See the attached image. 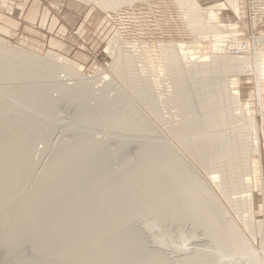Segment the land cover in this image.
I'll list each match as a JSON object with an SVG mask.
<instances>
[{"label":"bare ground","instance_id":"1","mask_svg":"<svg viewBox=\"0 0 264 264\" xmlns=\"http://www.w3.org/2000/svg\"><path fill=\"white\" fill-rule=\"evenodd\" d=\"M82 1L110 11L135 0ZM227 1L240 17V0ZM178 2L191 29H203L214 50L197 57L185 42L159 46L163 64L157 68L168 72L172 84L164 94L174 99L180 118L167 129L180 148L157 138L141 107L166 120L160 111L164 95L136 71L138 60L148 64L151 57L122 45L119 32L104 51L122 85L99 68L96 77L110 80L100 88L81 78L83 64L50 50L39 55L0 36V81L11 82L0 85V264H225L226 256L233 264H260L244 227L212 184L235 214L249 211L248 195L230 196L250 185L245 177L258 162L250 161V153L260 151L259 132L241 102L239 79L227 75L252 74L259 83L264 62L247 55L256 45L241 38L245 31L237 22L223 24L221 12L228 6ZM233 46L242 52L234 53ZM155 81L161 83L160 77ZM62 99L74 106L73 127L67 125L75 134L71 141L60 136L39 172L36 154L44 149L38 145H51ZM94 131L126 139L115 137L120 144L113 148ZM132 138L144 139L136 141L135 158L128 153ZM256 222L245 225L264 247V222ZM200 236L202 243L195 244Z\"/></svg>","mask_w":264,"mask_h":264},{"label":"rangeland","instance_id":"2","mask_svg":"<svg viewBox=\"0 0 264 264\" xmlns=\"http://www.w3.org/2000/svg\"><path fill=\"white\" fill-rule=\"evenodd\" d=\"M203 1H205V3H204L205 5L212 6L213 4H217V2H219L220 4L226 5L229 7V3L227 0H203ZM78 2L79 3H85L86 5L89 4L87 6L89 11L86 9H85L86 11H83V9L81 7L80 9L78 8L77 11L73 12V14H75V19L72 22H65L67 24V36H65V38L63 39L62 42L61 41L60 42L43 41V38H46L45 36H47V34L49 32H51L52 30H54V33H57L58 31H60V28L55 27V24L59 23V22H53L54 27H51V25L45 26L44 22H38L40 25L38 26L37 29H35L36 31H32L34 29L26 28V26H24L23 30H25V31L23 33H25V35L27 37L24 39L25 40L24 42L14 41L12 39H9V38L3 37V36H1V37L9 40V42L13 45L25 48V49H27L31 52H35L39 55H45L50 50V51H54V52L59 53L60 55L65 56L66 59L74 60L78 63L83 64L84 70L82 71L83 75L81 78H84V75H85V79L88 80L90 85H93V86L95 85L94 86L95 88H100L103 85H106V83L109 82L110 80H114V79H115L114 81H117L118 84L122 85L121 81L119 80L117 75L115 73H113V71L111 72V69H109L110 68L109 66L112 63V59L104 51V49L106 48V46L108 45L109 41L114 36V34L119 32L122 45H124L128 48L129 47L131 48L133 46L135 53H137V51H138V54H140L142 52V53H146L147 55H149L151 57L150 60H152L151 61L152 63H150L148 60V62H149L148 64H146L145 62L143 63V61L138 60L139 62H136V63H138V64H136L137 65L136 71L137 72H138V70L140 71V72H138V74H140V76H142V77L146 76L147 78H149L150 82L152 81L150 84L152 87H154V89H156V92L162 96L164 95L163 96L164 100L163 99L160 100V102H161L160 108L161 109L160 108L159 109H160V111H162L161 113L164 116V119H166V120L162 119L163 121H157L156 115L154 113H151L143 105H141V107L143 108V110L145 112V116L149 120H151L153 122V124L155 125V127L158 131V132L156 131L157 132L156 134H158V136H159V137L157 136V138H159L160 141H163L165 139L167 141L170 140L172 143H174V145L176 147H179V144L177 143V141L174 139L173 140L171 139L172 137L169 134L168 129H167L171 124L177 123L176 121H178V120H176V119H180V118L177 114L178 109L176 107H174V102H175L174 99H172L167 94L165 97V94H164V93L172 90V86H171L172 84H171V82H169V81H171V79H170L171 76L169 74H167L168 72L166 70H164L166 72L161 74V71H163V70L158 69L159 67L162 69L161 65L163 64L162 58L160 55V51L158 49H159L161 42H164V41H166V42L167 41L185 42V43H187V45L190 47L191 50L195 51L196 53L198 52L196 54V56L197 55H200V56L210 55L211 53H213L214 50L212 48L211 41H209L210 38L208 39L209 36H206L204 33L201 34V30L203 31V29H199L200 32H196L197 30L195 31V30L191 29V24L189 22H187V18L184 15L185 13L182 11V9L180 7L181 5L179 4L178 0H147V1L146 0H138V1L135 0L131 4H128V5L125 4L116 10H110V11H105L93 3H87V2L82 1V0H78ZM240 6H241L240 17H238L230 7L226 10L225 9L222 10L221 16H222V19L224 21L223 24L229 25V24H235V22H237L245 31V34L242 35L241 38L246 39L249 43H251L252 46H253V43L256 45L255 47L253 46L251 48V50L247 53V55L252 54V56L250 58H252L253 60H254V58H256L258 63L264 62V45H263L264 44V41H263V39H264V14L262 15V20L257 22L251 18V15H253V13L256 11V9L255 8L252 9V8L247 7V0H240ZM79 10H82V11H79ZM259 14L261 15V12H259ZM81 15H83V18L88 17V18H90V20H95L96 22H75L78 20V17H82ZM104 19L107 20L108 22H101V20H104ZM194 33H195V36H194ZM196 34H197V36H196ZM35 36H37V37H35ZM196 37H198L200 39H198ZM32 38L37 39V40H32ZM259 39H261V41ZM152 49H154L156 51H154ZM141 63H143L145 65H143ZM147 65H148V67H147ZM155 67H156V69H155ZM99 68L104 69L106 74L109 73L110 76H108L107 78H109L110 80L109 79H106V80L101 79V78H103V76L101 74H100L101 78H100V76H98L99 74L96 77L95 72ZM145 69H149V70H145ZM145 71H147V72L149 71V73H146ZM148 74L151 77H148L147 76ZM62 75H63V73H62ZM166 75H168V76H166ZM86 76H87V78H86ZM227 76H228L227 80H232L233 78L239 79V81H240L239 89L241 91V102L244 105L246 111H249V115L256 118L257 129L259 132L258 133V135H259L258 139L260 141V151L259 152H253V151L251 152L250 151L251 153L249 152L250 153V161L253 162L254 160L256 161V159H257L258 162L256 163V165L254 163L253 164L251 163V165H253V167L255 169L251 167L252 170L250 169V171H251V172L249 171L250 174L245 177L246 179L249 178L248 182L250 183L249 186H251V187H249V186L248 187H249V189L250 188L251 189L248 190V187H247L246 192H244V193H242V192L232 193L230 196V198H237V197H240V195L241 196L242 195H244V196L248 195L247 200H248V203H250L249 204L250 205L249 211L243 212L244 213L243 216H242V213L241 214H238V213L235 214V212H234L235 210L233 211L231 203H228L229 201L224 195L222 196L221 190L218 189L213 184H212V187H213V190L215 191L216 195L218 196L220 202L227 209L229 215H231L235 219V221L237 222L239 227H241L242 229L244 227L243 230H244L245 234L247 235L248 239L250 240L252 246L254 247V250L256 249L257 253L259 254L258 257L260 260V264H264V255H263L264 252H262L263 249L261 250V248H264L263 242H262V237L261 236L258 238L255 237V239H254V236L252 234H250L252 232L251 227L249 229V227H247L245 225L246 221H250L251 224H255L256 221L257 222H264V79L259 81V83H258L256 81L255 75H252V74H242L241 73V74L236 75V74L230 73ZM158 77H160V79H161V83L159 82L160 84L159 83L157 84V82L155 81L156 79H158ZM185 77L187 78V76H185ZM185 77H183V78L185 79ZM63 78H64L65 82L68 84H71L74 82V80L71 81L72 79H70V77L67 78L66 76L65 77L60 76V79L62 81H64ZM88 78H90V79H88ZM154 78H156V79H154ZM69 81H71V82H69ZM95 81L97 82V84L99 83L98 84L99 86L96 84ZM93 82H95V84ZM185 82L189 83L185 79L184 85H186ZM0 83H1L0 85H3V86H8L9 84H11L10 81L9 82L7 81V83H6V80H2V81H0ZM4 83H5V85H4ZM102 83H104V84H102ZM164 84H165V86H164ZM259 84H261V85H259ZM155 85H157V86L159 85L161 87H157V86L155 87ZM259 86H261V88L263 89L260 91L261 92L260 95L258 93V91H259L258 87ZM127 87L128 86H125V88L128 90ZM166 88H168L167 90H169V91H166ZM161 90L162 91L164 90L165 92L161 93L162 92ZM110 92H109L110 96L113 97L115 92L114 91L112 92V90H110ZM96 93L102 94L98 90L96 91ZM112 93H114V94H112ZM55 95H56V93H55ZM162 96H160V97L162 98ZM66 101H67L66 99H62L60 102L59 113H60L61 120H60V122L58 121V125H56L57 131L54 130V133H53L52 138H51V145L49 146V148L44 146L41 143L38 145V148L41 149V151L44 149V152H45V153L43 152L42 155L39 152H38V154H36V160H37V162L39 161L38 162L39 163L38 168L40 169V170L38 169L39 172L41 171V165L42 166L45 165V162L48 161L49 155H51V153H52L51 152L52 148L54 147L55 143L59 140L60 136L64 135L63 137H66L69 141H71L73 139V137H70V136H74V134H75V132L73 130L72 131L70 130V126L72 124L70 122L72 121V116L74 114V106H72L73 105L72 103H68ZM176 114H177V116H176ZM192 116H193V113H192ZM173 119H175L174 120L175 122L173 121ZM171 122H173V123H171ZM67 124H70V126H68ZM71 127H73V126H71ZM94 134L95 135L97 134L96 137L104 138L106 141L108 139L107 142L110 144V146H113V148H116L120 144V143H118L119 140L121 141V140H123V138H125V137H122L120 135H118V136L112 135V134H109L107 132L97 133L94 131L93 135ZM160 136L162 139H160ZM115 137L118 139L120 138V139L118 140ZM127 139H129V138H127ZM142 139L141 138H132V140H130L133 142V143L131 142L132 143L131 145H130V143L128 145V147L130 148V149L128 148V153L130 154V156L135 158L136 145H137L136 141H138V140L142 141ZM114 143H115V145H114ZM40 163H42V164L40 165ZM258 163H260V164H258ZM197 168L199 169V171L204 176L207 177V172L203 168H201L199 165H197ZM243 219H244V221H241ZM139 222H141V223L140 224L138 223V226H140V228H142L143 227L142 221L140 220ZM149 235L150 234L147 233V236H149ZM196 238L195 239L193 238V240L196 241L197 243H195L193 240H191L190 243H193V242L195 244L202 243V237L201 236H200L201 240H199L198 237H196ZM148 239H150V238H148ZM151 242L152 241H150L149 244ZM258 251H260V252H258ZM262 256H263V258H261ZM230 262H232V258L226 256L225 257V264H233Z\"/></svg>","mask_w":264,"mask_h":264},{"label":"crops","instance_id":"3","mask_svg":"<svg viewBox=\"0 0 264 264\" xmlns=\"http://www.w3.org/2000/svg\"><path fill=\"white\" fill-rule=\"evenodd\" d=\"M88 5L79 3L78 0H0V36L24 42L27 38L23 33L24 26L36 31L35 29L40 25L38 22H44L45 26L51 25V27H54L53 22H59L60 24L56 23L55 27L60 28V31L54 33L52 30L45 36L46 38H43V41L62 42L67 36L65 22H72L75 19L73 12L78 8L82 7L83 11H89ZM81 16L75 22H96ZM101 22L108 21L104 19ZM32 40L37 39L32 38Z\"/></svg>","mask_w":264,"mask_h":264},{"label":"built area","instance_id":"4","mask_svg":"<svg viewBox=\"0 0 264 264\" xmlns=\"http://www.w3.org/2000/svg\"><path fill=\"white\" fill-rule=\"evenodd\" d=\"M247 7L256 9L253 15H251L252 19L256 18L257 22L262 20V15L264 14V0H247ZM259 12H261V15ZM231 50L237 54L242 52V50L240 48H236V46H233Z\"/></svg>","mask_w":264,"mask_h":264}]
</instances>
